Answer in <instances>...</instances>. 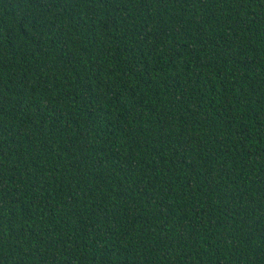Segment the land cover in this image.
<instances>
[{
	"label": "trees",
	"instance_id": "16d2710c",
	"mask_svg": "<svg viewBox=\"0 0 264 264\" xmlns=\"http://www.w3.org/2000/svg\"><path fill=\"white\" fill-rule=\"evenodd\" d=\"M0 264H264V0H0Z\"/></svg>",
	"mask_w": 264,
	"mask_h": 264
}]
</instances>
